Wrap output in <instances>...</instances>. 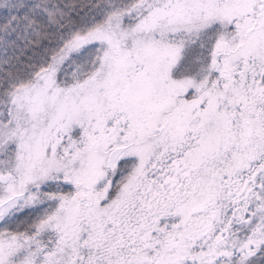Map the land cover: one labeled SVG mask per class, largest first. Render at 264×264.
Wrapping results in <instances>:
<instances>
[{
    "label": "snow or ice",
    "instance_id": "1",
    "mask_svg": "<svg viewBox=\"0 0 264 264\" xmlns=\"http://www.w3.org/2000/svg\"><path fill=\"white\" fill-rule=\"evenodd\" d=\"M0 264H264V0H0Z\"/></svg>",
    "mask_w": 264,
    "mask_h": 264
}]
</instances>
